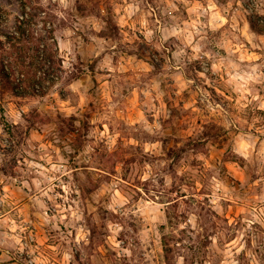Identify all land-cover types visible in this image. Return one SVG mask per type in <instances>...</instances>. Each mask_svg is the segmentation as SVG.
I'll return each mask as SVG.
<instances>
[{"label":"clouds","instance_id":"obj_1","mask_svg":"<svg viewBox=\"0 0 264 264\" xmlns=\"http://www.w3.org/2000/svg\"><path fill=\"white\" fill-rule=\"evenodd\" d=\"M0 264H264V0H0Z\"/></svg>","mask_w":264,"mask_h":264}]
</instances>
